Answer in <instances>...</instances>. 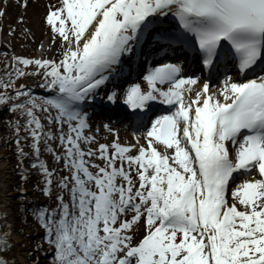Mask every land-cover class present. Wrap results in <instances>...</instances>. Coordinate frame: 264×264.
Segmentation results:
<instances>
[{"label": "snow or ice", "instance_id": "obj_1", "mask_svg": "<svg viewBox=\"0 0 264 264\" xmlns=\"http://www.w3.org/2000/svg\"><path fill=\"white\" fill-rule=\"evenodd\" d=\"M45 7L59 58L16 56L0 80V106L19 117L21 179L31 157L50 201L20 206L22 224L43 231L29 264H264V0ZM28 75L46 95L17 85ZM97 115L111 143L93 134ZM114 117L134 143L120 142ZM17 233L27 238L0 209V264H18Z\"/></svg>", "mask_w": 264, "mask_h": 264}, {"label": "rangeland", "instance_id": "obj_2", "mask_svg": "<svg viewBox=\"0 0 264 264\" xmlns=\"http://www.w3.org/2000/svg\"><path fill=\"white\" fill-rule=\"evenodd\" d=\"M32 1V0H31ZM55 2V0H53ZM49 3V0H33V4H36L40 7H42L41 15L39 17V24L41 28V33H40V39L39 37L36 36V41H33V38H30V36H27L26 30L24 32H21L18 29V24H20V18L19 16L15 15L14 19L11 20V18H8L6 16L5 23L0 25V32L3 31L2 28L5 27V36H9L10 40L6 48L2 47V51L9 52L11 53L8 56H19L23 58H33L38 57L37 54L40 52H46L48 58H51L54 55V48L57 45H51L50 44V37L51 33L45 23V14L47 12V8L45 7L46 4ZM13 31L15 32L14 37H11V34H13ZM1 35H3V32H1ZM46 36V38H45ZM41 44H43V48H41ZM59 48V47H58ZM37 55V56H36ZM42 57V56H41ZM43 58V57H42ZM13 60H10V66L12 64ZM34 68H30V72H33ZM20 83V82H19ZM17 83V85H19ZM40 83V78L34 75H29L26 77L23 81H21L20 84L26 85L27 87H36ZM29 89V88H28ZM12 91V90H11ZM94 147V144L92 145ZM43 159L45 161L51 162L52 165L49 164L50 167H58L56 165V162L53 160V158H50L48 155H43ZM0 160L2 164L6 167L8 170V175H9V180L6 185L3 186V189L6 191V193L10 194L9 201H8V207L6 212L9 214V221L14 225V228H24V231L27 233V238L24 236H21L19 233L13 235L12 239L16 243V247L19 249H23L24 255V264H29L28 259H27V248H32L36 241L40 239L42 236V230L35 224L32 223L30 225H24L20 223L18 216H19V207L20 203L22 202V198L17 196L18 192V186L20 185L21 182L18 183V179H21V176L23 172H21L18 167L16 166V160L13 157V152L11 150H2L0 149ZM23 163H26V160L23 161ZM26 165V164H25ZM61 167V165L59 166ZM21 173V174H20ZM40 181L39 174L35 172L32 175V178L29 176V180L27 181L26 184H23V186L27 189L29 195L28 197L32 198H39V193L40 191L37 189V183ZM22 245L26 247H21ZM45 248H47V245H45ZM44 253H39L41 257H43Z\"/></svg>", "mask_w": 264, "mask_h": 264}, {"label": "bare ground", "instance_id": "obj_3", "mask_svg": "<svg viewBox=\"0 0 264 264\" xmlns=\"http://www.w3.org/2000/svg\"><path fill=\"white\" fill-rule=\"evenodd\" d=\"M2 4H5L3 0ZM25 2V0H24ZM22 2L19 5H17L16 1L13 2V8L7 10V14L10 16L11 20L14 19V16L17 15L19 17H23V22L18 24V29L23 32L26 30L27 36H30V38H33V41H36V36L39 37L40 39V33H41V28L39 24V17L41 15L42 7L33 4V0L29 3L28 7L23 8ZM2 8L5 6L1 5ZM16 17V16H15ZM55 56L56 58H59V49L55 51ZM43 55H47L46 52H43ZM133 137H130L132 139ZM135 142V139H133V143ZM1 159V158H0ZM9 180V175H8V170L6 167L2 164L0 160V209L3 211L7 210V205L9 201L10 194L6 193V191L3 189V186L7 184ZM14 240V239H13ZM15 242V241H14ZM16 243V242H15ZM11 256H15V258L18 261V264H24V253L23 249L15 248V250L10 253Z\"/></svg>", "mask_w": 264, "mask_h": 264}, {"label": "trees", "instance_id": "obj_4", "mask_svg": "<svg viewBox=\"0 0 264 264\" xmlns=\"http://www.w3.org/2000/svg\"><path fill=\"white\" fill-rule=\"evenodd\" d=\"M3 90V89H0V91ZM15 119H19L18 116H16L15 114H13L12 112H10L8 110L7 107L5 106H0V140H1V146L3 149H6V150H11L13 152V157L14 159L16 160V166L18 167V165L20 164V160L18 159V156H17V149H16V144H15V133L14 131L12 130V128L9 126L10 125V122L12 120H15ZM22 143H24L22 141ZM26 151V149H25ZM29 161V165H31L32 163V158L31 157H28V158H25ZM18 169L22 171V169L20 167H18ZM23 169H26V167L23 165ZM21 174V173H20ZM30 174V173H29ZM20 183V185L22 184H25L22 179H18V183ZM23 205L25 207H31L33 205H39L37 202H31L30 200H23L22 199V202L20 203V206ZM23 211V208L19 207V216H18V219L21 222V213ZM29 219V217H28Z\"/></svg>", "mask_w": 264, "mask_h": 264}]
</instances>
